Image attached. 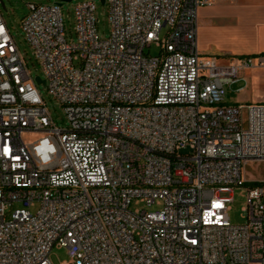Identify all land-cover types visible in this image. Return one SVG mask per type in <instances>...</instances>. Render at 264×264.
Listing matches in <instances>:
<instances>
[{"label": "built area", "instance_id": "built-area-1", "mask_svg": "<svg viewBox=\"0 0 264 264\" xmlns=\"http://www.w3.org/2000/svg\"><path fill=\"white\" fill-rule=\"evenodd\" d=\"M209 2L105 0L106 38L80 2L70 39L61 1L28 3L22 30L66 127L0 10V264H53L54 248L62 264H264V183L247 187L244 224L228 215L244 167L264 161V103L225 100L264 54L203 57Z\"/></svg>", "mask_w": 264, "mask_h": 264}, {"label": "rangeland", "instance_id": "rangeland-1", "mask_svg": "<svg viewBox=\"0 0 264 264\" xmlns=\"http://www.w3.org/2000/svg\"><path fill=\"white\" fill-rule=\"evenodd\" d=\"M84 1H94L96 4L97 15V28L98 33L102 38H106L109 35L110 24L108 18V6L103 4L101 0H71L62 2V15L64 20L65 32L68 38L75 37V6ZM5 8L2 7L0 2V10L4 17V20L10 29V33L13 36L16 44L18 45L20 52L27 64L28 70L33 79L40 77L45 80V74L41 65L36 60L33 50L27 40L25 39L22 30V21L28 14L27 4L30 2L50 4L60 2V0H4ZM152 55L159 53V48L155 45L149 49ZM148 52V49H146ZM40 93L45 100L52 118L59 127H66L67 120L63 107L55 101L48 92L46 84H37ZM226 103L230 105H250L264 103V68H252L241 73V76L234 83L227 86ZM244 118L247 119V113H244ZM39 135L24 134L23 139L34 140ZM243 175L247 179L244 187H236L232 193L233 201L229 203L228 215L232 224L240 225L245 223L243 208L246 203L247 187L253 186L259 183H264V161L249 162L243 169ZM14 208H20V203H15ZM162 208L161 203H154L147 205L144 202L134 200L131 209H144L148 211H155ZM37 206L32 208V211H36ZM51 259L53 264H62L64 261H68V253L65 248H54L51 252Z\"/></svg>", "mask_w": 264, "mask_h": 264}, {"label": "crops", "instance_id": "crops-1", "mask_svg": "<svg viewBox=\"0 0 264 264\" xmlns=\"http://www.w3.org/2000/svg\"><path fill=\"white\" fill-rule=\"evenodd\" d=\"M197 41L220 65L264 54V0H210L198 12Z\"/></svg>", "mask_w": 264, "mask_h": 264}, {"label": "water", "instance_id": "water-1", "mask_svg": "<svg viewBox=\"0 0 264 264\" xmlns=\"http://www.w3.org/2000/svg\"><path fill=\"white\" fill-rule=\"evenodd\" d=\"M60 1L64 2V1H71V0H60ZM101 2L104 4L105 0H101ZM1 5H2L3 8H5L4 0H1ZM34 80H35L36 84H40V83L45 84V80H42L40 77H36Z\"/></svg>", "mask_w": 264, "mask_h": 264}]
</instances>
